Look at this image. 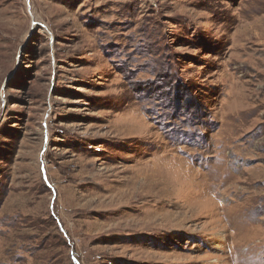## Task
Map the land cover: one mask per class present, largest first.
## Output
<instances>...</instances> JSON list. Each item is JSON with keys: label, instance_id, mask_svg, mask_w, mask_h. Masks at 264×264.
<instances>
[{"label": "rangeland", "instance_id": "374dc122", "mask_svg": "<svg viewBox=\"0 0 264 264\" xmlns=\"http://www.w3.org/2000/svg\"><path fill=\"white\" fill-rule=\"evenodd\" d=\"M0 264H264V0H0Z\"/></svg>", "mask_w": 264, "mask_h": 264}]
</instances>
